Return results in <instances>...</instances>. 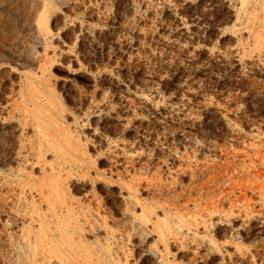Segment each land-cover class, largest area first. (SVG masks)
Wrapping results in <instances>:
<instances>
[{"label":"rangeland","instance_id":"rangeland-1","mask_svg":"<svg viewBox=\"0 0 264 264\" xmlns=\"http://www.w3.org/2000/svg\"><path fill=\"white\" fill-rule=\"evenodd\" d=\"M0 264H264V0H0Z\"/></svg>","mask_w":264,"mask_h":264}]
</instances>
